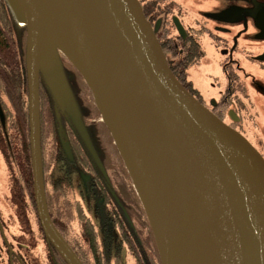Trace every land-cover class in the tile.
I'll use <instances>...</instances> for the list:
<instances>
[{"label":"water","instance_id":"1","mask_svg":"<svg viewBox=\"0 0 264 264\" xmlns=\"http://www.w3.org/2000/svg\"><path fill=\"white\" fill-rule=\"evenodd\" d=\"M6 1L27 28L37 211L66 261L81 264L47 210L40 115L43 77L55 103L85 134L62 58L94 95L153 229L161 264H264V158L173 74L140 1L62 0L65 47L55 41L44 0Z\"/></svg>","mask_w":264,"mask_h":264},{"label":"flooded vegetation","instance_id":"2","mask_svg":"<svg viewBox=\"0 0 264 264\" xmlns=\"http://www.w3.org/2000/svg\"><path fill=\"white\" fill-rule=\"evenodd\" d=\"M139 1L173 74L264 158V0ZM71 88L75 92L72 83ZM3 99L0 88V129L6 130ZM75 99L85 134L56 104L47 117L55 128L54 155L45 157L47 164L42 157L43 180L54 227L81 264H158L153 235L114 141L101 126L95 128V119ZM51 147L47 139L45 150ZM2 158L9 186L0 195V264H69L42 227L34 175L29 192L17 172L16 188H25L17 205Z\"/></svg>","mask_w":264,"mask_h":264},{"label":"trees","instance_id":"3","mask_svg":"<svg viewBox=\"0 0 264 264\" xmlns=\"http://www.w3.org/2000/svg\"><path fill=\"white\" fill-rule=\"evenodd\" d=\"M0 8V88L4 94V99L2 102L9 119V124L6 130L2 128L0 129V151L6 160L7 167H9L8 171L11 179V188L13 184V188H16L18 172L22 173L26 179V190L32 192L33 174L31 165L32 160L29 130L28 77L26 63L27 28L22 26L15 19L6 0H0ZM62 65L70 88L71 83L74 86L75 92H73L71 88L74 98L75 96L78 97L80 103L83 105V111L85 110L87 115L91 117V121L95 119V124L97 125H95V128L101 126L99 129H103L104 131L106 130V134H108L107 136H109V138L114 141L110 130L102 121V117L98 110L94 95L88 84L85 82L83 76L68 60L64 58H62ZM53 104H56L54 98L42 77L40 89V115L42 157L45 162L46 156L49 155L53 157L54 155L53 137L55 134V128H53L52 122L49 121V118H47L48 114H52ZM97 134L96 136L99 139L101 145L106 147L105 137H103V134L100 131H97ZM47 139H49V143L52 142V147L48 151L45 150V141ZM107 140L109 141L108 137ZM115 149L122 160L123 166L126 168L125 162L121 157L117 146ZM111 153L114 155L113 151H111ZM127 175L131 181V184H133L128 170ZM25 188L24 186L20 189L16 188V190L12 192V199L17 205L23 203L21 193L23 190H25ZM133 193L136 195L139 205L141 208H143L145 213V219L149 229L151 230L158 251L157 263L161 264L160 254L153 229L134 185Z\"/></svg>","mask_w":264,"mask_h":264},{"label":"bare ground","instance_id":"4","mask_svg":"<svg viewBox=\"0 0 264 264\" xmlns=\"http://www.w3.org/2000/svg\"><path fill=\"white\" fill-rule=\"evenodd\" d=\"M24 1L25 0H21L23 5H25ZM44 2H45L46 9L48 11V14H49V17L51 20L55 41L61 47H65L68 44L66 42L67 33L65 31V26H64V20L65 19L63 17L62 0H44ZM23 9H24V7H23ZM41 31H42V52H43L44 48H46V38H45V31H44L42 25H41ZM139 187H140V185H139ZM141 191H142V189H141Z\"/></svg>","mask_w":264,"mask_h":264},{"label":"rangeland","instance_id":"5","mask_svg":"<svg viewBox=\"0 0 264 264\" xmlns=\"http://www.w3.org/2000/svg\"><path fill=\"white\" fill-rule=\"evenodd\" d=\"M60 140H61V136L59 135V144H60ZM60 147H61V144H60ZM2 165H4V169L3 171H0V195L5 196L8 193L9 182H8L7 172L5 171V161L2 158V155L0 153V166Z\"/></svg>","mask_w":264,"mask_h":264}]
</instances>
